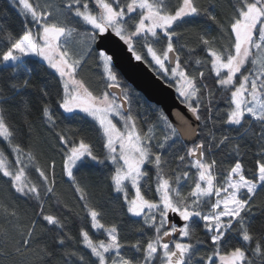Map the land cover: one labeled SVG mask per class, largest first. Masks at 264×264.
Here are the masks:
<instances>
[{
    "label": "snow or ice",
    "instance_id": "snow-or-ice-1",
    "mask_svg": "<svg viewBox=\"0 0 264 264\" xmlns=\"http://www.w3.org/2000/svg\"><path fill=\"white\" fill-rule=\"evenodd\" d=\"M10 4L0 264H264V0ZM105 41L189 115L151 106Z\"/></svg>",
    "mask_w": 264,
    "mask_h": 264
},
{
    "label": "water",
    "instance_id": "water-1",
    "mask_svg": "<svg viewBox=\"0 0 264 264\" xmlns=\"http://www.w3.org/2000/svg\"><path fill=\"white\" fill-rule=\"evenodd\" d=\"M105 46H108L110 50L116 51V62L118 71L122 74V78L127 83L134 86L135 89L139 90V93L143 95L148 102L155 106L157 105L161 110L173 116L177 109L185 115H189L183 105L180 104L173 88L157 80L152 72L143 65L135 61H130L128 59L130 54L120 51L119 49H113L111 41H105Z\"/></svg>",
    "mask_w": 264,
    "mask_h": 264
},
{
    "label": "trees",
    "instance_id": "trees-1",
    "mask_svg": "<svg viewBox=\"0 0 264 264\" xmlns=\"http://www.w3.org/2000/svg\"><path fill=\"white\" fill-rule=\"evenodd\" d=\"M173 2H174V0H173ZM221 3H226V0H221ZM0 19L4 20L5 23L8 25V27H10L11 29L15 30L17 33L21 32V30H22L21 21H22L23 18L21 16H18L17 11L14 9L13 6H11L9 0H0ZM89 63H91V61ZM33 68H34V73L33 74L35 76L36 73L39 72V69L35 65H33ZM86 75L91 78L93 83L97 82V80H98L97 76L92 75V73H87ZM141 96L143 97V95H141ZM33 103H34V105L37 103L35 97H33ZM142 103H143V101H142ZM149 104L151 106H153V107H158L157 105L155 106V105L151 104L150 102H149ZM144 110H145V108L142 106L140 108V111H144ZM42 135L46 136L47 133L42 132ZM56 159L59 161V156H57ZM249 166L250 167L254 166V162L250 163ZM60 171H61L60 167H58L57 168L58 181H59V178H60ZM57 191H58V193H62L64 198L70 199V195L68 194V188H67L66 184H60V187L57 189ZM71 202L74 203V201H71ZM109 207H111V206H109ZM27 210L29 212L32 211V209H27ZM73 230L75 231L76 229L74 228Z\"/></svg>",
    "mask_w": 264,
    "mask_h": 264
},
{
    "label": "rangeland",
    "instance_id": "rangeland-1",
    "mask_svg": "<svg viewBox=\"0 0 264 264\" xmlns=\"http://www.w3.org/2000/svg\"><path fill=\"white\" fill-rule=\"evenodd\" d=\"M9 2H10V0H9Z\"/></svg>",
    "mask_w": 264,
    "mask_h": 264
}]
</instances>
